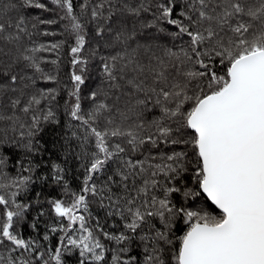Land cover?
<instances>
[{
    "label": "snow or ice",
    "instance_id": "1",
    "mask_svg": "<svg viewBox=\"0 0 264 264\" xmlns=\"http://www.w3.org/2000/svg\"><path fill=\"white\" fill-rule=\"evenodd\" d=\"M0 264H264V0H0Z\"/></svg>",
    "mask_w": 264,
    "mask_h": 264
},
{
    "label": "trees",
    "instance_id": "2",
    "mask_svg": "<svg viewBox=\"0 0 264 264\" xmlns=\"http://www.w3.org/2000/svg\"><path fill=\"white\" fill-rule=\"evenodd\" d=\"M65 71H66V69H65Z\"/></svg>",
    "mask_w": 264,
    "mask_h": 264
}]
</instances>
